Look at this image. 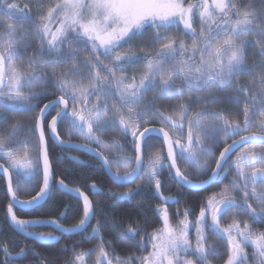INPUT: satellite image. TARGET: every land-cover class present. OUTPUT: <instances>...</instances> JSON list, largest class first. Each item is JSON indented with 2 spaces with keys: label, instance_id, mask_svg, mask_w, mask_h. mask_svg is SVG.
I'll use <instances>...</instances> for the list:
<instances>
[{
  "label": "snow or ice",
  "instance_id": "1",
  "mask_svg": "<svg viewBox=\"0 0 264 264\" xmlns=\"http://www.w3.org/2000/svg\"><path fill=\"white\" fill-rule=\"evenodd\" d=\"M0 17V264H264V0H0ZM210 187L198 211L183 199ZM58 191L75 211L45 208Z\"/></svg>",
  "mask_w": 264,
  "mask_h": 264
},
{
  "label": "trees",
  "instance_id": "2",
  "mask_svg": "<svg viewBox=\"0 0 264 264\" xmlns=\"http://www.w3.org/2000/svg\"><path fill=\"white\" fill-rule=\"evenodd\" d=\"M21 2H24V0H21ZM0 19H3L2 17H0ZM9 23H12L13 21L9 20L8 21ZM81 55H85L84 53H81ZM243 79L245 80H248L250 79L249 77H244ZM226 107H233L232 105H226ZM158 143V141H157ZM59 150L57 149V152ZM71 154H76L77 156L80 157L81 159V156L79 155V152H73ZM69 168H78L79 166L78 165H75V164H69L68 165ZM89 175V179H88V182L90 183L92 179H95L98 186L102 187L103 190L106 192L109 188L112 187L111 184H108L105 180V176L103 175V173L101 171H94V172H91ZM162 179H164V177H162ZM224 183H227V180H225ZM222 187V185H221ZM5 188H6V183H5V178L3 176H0V213L3 212V209L4 207L6 206V200H5ZM87 190V189H85ZM113 190H119V191H123L124 189H115L113 188ZM215 191H219V188L218 187H210L207 191H203V192H191V193H186L185 196L183 197V199H186L189 203L190 206L194 207L197 209L198 211V208H199V204L202 202L203 198L207 195H209L210 193L212 192H215ZM176 192H177V189H176ZM174 192V194L176 193ZM91 195V193H90ZM94 199H102L101 197H93ZM137 200H139V197L136 198ZM70 204L73 208V210L75 211L77 209V202L76 200L69 196V195H65L61 192H57L52 198L51 200L47 203V205H45V208L52 212L53 214H55L58 210H62L63 206L65 204ZM135 203V201H134ZM149 205L152 203L151 201L148 202ZM131 210L130 209V206L128 204H123L120 211L121 212H125V211H129ZM145 211H148L150 213V208H145ZM170 211H174V207L170 205ZM19 215H22V216H25L26 214L25 213H22V212H18ZM117 219H119L120 217H116ZM76 219H77V216L76 215H70L68 217V219L65 221V224L66 225H70L72 223H75L76 222ZM137 219H139L140 223L141 224H144V219L142 217H138ZM3 223H6L3 221V218H2V215H0V224H3ZM145 228L148 230V231H151L152 227H155V226H158V224H153L151 226L147 225V224H144ZM257 228H261V225L257 224L256 225ZM103 232V235L106 239H109V240H114V237L113 235L111 234L110 231H107V230H102ZM8 234V230H7V227H5L3 229L2 232H0V238H2L4 235H7ZM17 238H20L19 236H17ZM80 237L77 236V235H65L64 239H62L61 241H59L58 245H57V248H60L64 245H67L68 248L70 249L72 247V242L73 241H76V240H79ZM28 243H33L31 240H28L27 241ZM213 243H220L222 244L223 242L222 241H218L216 240L215 238H213V240L211 241ZM96 244V241L95 240H92L91 242H84V243H81L79 246H78V250L80 248L82 249H85V250H88V249H92ZM34 246L36 247L37 251H43L44 249L41 247V245H36L34 244ZM127 251V248L125 245H121V244H117V252L120 253L121 255H124ZM60 256L63 257V259H68L69 257H71L72 253L71 251H63V252H59L58 253ZM31 259V257H30ZM94 259V257L92 258ZM214 264H217V262H214Z\"/></svg>",
  "mask_w": 264,
  "mask_h": 264
},
{
  "label": "flooded vegetation",
  "instance_id": "3",
  "mask_svg": "<svg viewBox=\"0 0 264 264\" xmlns=\"http://www.w3.org/2000/svg\"><path fill=\"white\" fill-rule=\"evenodd\" d=\"M77 142H82V141H77ZM72 155H76V154H72ZM79 155L81 156V160H89V156L87 155V154H84V153H81V152H79ZM77 156V155H76ZM174 192H176V188H172L171 189V193L172 194H174ZM165 194H168V192H166ZM22 199H25V198H28V195L26 196V197H21ZM38 231H44V232H52L53 231V229L52 228H50V227H46V228H41V229H38ZM56 234H58V233H56ZM4 236H6V235H4ZM3 236V237H4ZM17 239H19V238H17ZM28 240H31V238H29ZM32 241V240H31ZM33 242V241H32ZM34 243V242H33ZM38 243H36V245H37ZM38 245H40V244H38Z\"/></svg>",
  "mask_w": 264,
  "mask_h": 264
},
{
  "label": "rangeland",
  "instance_id": "4",
  "mask_svg": "<svg viewBox=\"0 0 264 264\" xmlns=\"http://www.w3.org/2000/svg\"><path fill=\"white\" fill-rule=\"evenodd\" d=\"M27 196V194H21V197H26Z\"/></svg>",
  "mask_w": 264,
  "mask_h": 264
},
{
  "label": "water",
  "instance_id": "5",
  "mask_svg": "<svg viewBox=\"0 0 264 264\" xmlns=\"http://www.w3.org/2000/svg\"><path fill=\"white\" fill-rule=\"evenodd\" d=\"M72 197V196H71ZM25 199H27V198H25ZM67 235V234H66ZM73 235H75V234H73Z\"/></svg>",
  "mask_w": 264,
  "mask_h": 264
}]
</instances>
